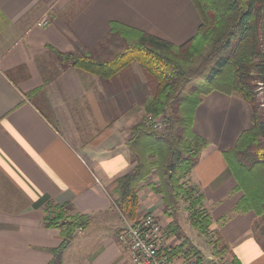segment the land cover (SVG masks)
Wrapping results in <instances>:
<instances>
[{
	"label": "crops",
	"instance_id": "1",
	"mask_svg": "<svg viewBox=\"0 0 264 264\" xmlns=\"http://www.w3.org/2000/svg\"><path fill=\"white\" fill-rule=\"evenodd\" d=\"M44 17L48 24L37 26ZM113 23L182 46L202 22L191 0H0V264H55L59 254L60 264H130L118 241L123 217L109 194L137 165L129 143L155 84L137 67L104 80L56 55L112 60L122 41L100 45ZM252 126L253 109L241 98L201 96L193 132L208 146L187 179L214 222L243 196L224 154ZM157 184L154 174L138 189L139 218L150 213L164 224L173 264H183L184 241L214 261L206 239L192 235L186 209L165 213ZM53 205L90 220L63 248L62 230L46 227ZM255 220L240 213L213 226L241 264H264Z\"/></svg>",
	"mask_w": 264,
	"mask_h": 264
},
{
	"label": "trees",
	"instance_id": "2",
	"mask_svg": "<svg viewBox=\"0 0 264 264\" xmlns=\"http://www.w3.org/2000/svg\"><path fill=\"white\" fill-rule=\"evenodd\" d=\"M191 1L202 23L197 35L182 46L113 23L109 38L100 46L121 40L124 50L116 58L99 61L83 52L56 55L64 65L104 80L136 63L155 84L154 95L143 106L145 118L133 128L129 143L137 165L117 180L113 192L119 213L131 223L139 219L138 189L156 174L158 184L152 189L161 196L165 213L175 215L182 202L186 203L193 227L206 236L212 219L187 180L208 146L193 132L195 112L201 96L213 91L248 103L253 109V126L224 156L238 191L244 193L234 213L254 212V234L264 237V112L257 91L264 87V0ZM203 67L208 70L205 75L200 74ZM150 115L163 118L167 124L163 132L147 126ZM52 207L55 214L45 218L46 227L62 230L63 248L78 229H87L90 220L67 217L65 206ZM187 245L185 241L181 248ZM215 246L214 256L222 260L228 249L219 239ZM185 254L198 256V264H205L193 247ZM231 264L240 263L234 260Z\"/></svg>",
	"mask_w": 264,
	"mask_h": 264
},
{
	"label": "built area",
	"instance_id": "3",
	"mask_svg": "<svg viewBox=\"0 0 264 264\" xmlns=\"http://www.w3.org/2000/svg\"><path fill=\"white\" fill-rule=\"evenodd\" d=\"M48 22V18L44 17L37 26L45 27ZM146 124L157 132H163L167 127L162 117L151 115L146 118ZM47 210L52 213L53 207L49 206ZM123 220L124 228L118 235V241L129 255L131 264H172L170 245L164 237L161 223L154 215L139 218L134 224L128 223L125 218Z\"/></svg>",
	"mask_w": 264,
	"mask_h": 264
},
{
	"label": "rangeland",
	"instance_id": "4",
	"mask_svg": "<svg viewBox=\"0 0 264 264\" xmlns=\"http://www.w3.org/2000/svg\"><path fill=\"white\" fill-rule=\"evenodd\" d=\"M123 50H124V46H123V44L122 45H118L117 46V49H116V51L113 53V54H111L112 56H110L109 57V59H114V58H116L117 56H119L122 52H123ZM133 67H137V68H139L140 70H142L140 67H139V65L138 64H136V63H134V64H132L128 69H126V70H124L123 72H121L120 74H119V76H124V75H126L130 70H131V68H133ZM142 72H144L143 70H142ZM208 73V70L205 68V67H203L202 69H201V71H200V74L202 75V74H207ZM203 85H205V82H203ZM258 93H259V95H258V103L260 104V109H261V112H264L263 110H264V87H262V89L261 88H258ZM144 118H145V115H142V117L140 118V122L141 121H143L144 120ZM139 122V123H140ZM152 128V127H151ZM153 129V128H152ZM237 145V144H236ZM236 147V146H235ZM234 149V148H233ZM233 149H231V150H233ZM229 152V151H228ZM188 180V179H187ZM98 183H99V181H98ZM188 185H189V182H188ZM190 187H193V189L195 190V196L196 197H201L202 199H203V197L201 196V194H200V191H199V189L197 188V187H195V186H191V185H189ZM242 194H243V196H244V193L242 192V191H240ZM110 195V197H111V200H112V202L114 203H112V205L117 209V207L115 206V197H114V194L113 193H110L109 194ZM243 196H242V198H243ZM241 198V199H242ZM240 199V200H241ZM163 203V202H162ZM239 203V202H238ZM238 203H237V205H238ZM202 205H203V207H204V200L202 201ZM237 205L235 206V208L237 207ZM187 208V205H186V203H183V206L179 209L180 211H181V214L182 215H184V213H185V209ZM235 208L233 209V211L231 212V214L230 215H228V216H226V217H224L222 220H220V221H218V222H214L213 220H212V226H211V228L207 231V234H206V236L205 235H202L198 230H196V229H193V231L191 232L192 233V235L193 236H195L196 234L198 235H200V238L201 239H206V241H207V245H209L211 248H212V252H213V258H214V261L212 260V262H216V263H218V264H231L232 263V261H234V260H237L240 264H241V262H240V260L236 257V256H230L229 257V253H230V250H229V247L221 240V242L227 247V249H228V252H227V254H226V256L224 257V258H222V260L221 259H217L215 256H214V253H215V250H216V246H215V244L217 243V241H218V239L220 240V238H219V234H218V232H216L215 230H214V228H213V226L216 224L218 227H223L230 219H232V217H234L235 215H238V214H240V213H249V212H252V211H248V212H239V213H234V210H235ZM70 209V208H69ZM204 209H205V211H207V209L204 207ZM117 211H118V209H117ZM186 212L188 213L187 214V217H188V220H189V218H190V215H189V212H188V210H186ZM67 214V217H72V216H76V215H73L72 214V212L71 211H69V210H67V212H66ZM207 213L209 214V212L207 211ZM254 213V212H253ZM55 214V212L54 211H52V215H54ZM148 214H150V213H148ZM148 214H145L144 216H146V215H148ZM255 214V213H254ZM51 215V212L50 211H48L47 213H46V217L47 216H50ZM151 215H153V214H151ZM256 215V214H255ZM144 216H142V217H144ZM155 216V215H154ZM209 216H210V214H209ZM142 217H140V218H142ZM157 219H158V217L157 216H155ZM210 218H211V216H210ZM227 218V221L223 224V225H221V222L224 220V219H226ZM212 219V218H211ZM256 219H257V216H256ZM126 220V219H125ZM184 220V219H183ZM186 220V219H185ZM127 221V220H126ZM256 221V220H255ZM128 223H130V224H134V223H131V222H129V221H127ZM158 222L159 223H161V225H162V227H163V229H164V232H165V235H164V237L166 238L167 236H166V230H165V226H164V224L158 219ZM188 222V221H187ZM215 223V224H214ZM255 223V222H254ZM191 225H192V223H191ZM192 227H193V225H192ZM83 230H79L78 229V231L77 232H82ZM186 231H188V229L186 230ZM253 231H254V224H253ZM76 235V234H75ZM196 235V236H197ZM260 237V236H259ZM258 237V238H259ZM180 238H183V234H181V236H180ZM184 239V238H183ZM259 239H261V241L264 243V237H260ZM166 240H167V238H166ZM70 241L71 240H68V244H70ZM167 242H168V240H167ZM185 242V241H184ZM168 245H169V243H168ZM66 247V246H65ZM122 247V246H121ZM190 248V246H189V244L187 245V246H185V248H183V252L181 253V258H182V260H183V264H198V256H194L193 254L192 255H187V254H185V251L187 250V249H189ZM122 249L124 250V248L122 247ZM61 252L63 253L64 252V249H62L61 250ZM124 252L127 254V252L124 250ZM180 254V253H179ZM128 255V254H127ZM172 255H173V251H172V248L170 247V258L172 259V264H173V258H172ZM128 257H129V255H128ZM204 262H205V258H204ZM61 263V260H60V254L58 255V257H57V259H56V261H55V264H60ZM129 263L131 264V260L129 259ZM206 263V262H205Z\"/></svg>",
	"mask_w": 264,
	"mask_h": 264
},
{
	"label": "water",
	"instance_id": "5",
	"mask_svg": "<svg viewBox=\"0 0 264 264\" xmlns=\"http://www.w3.org/2000/svg\"><path fill=\"white\" fill-rule=\"evenodd\" d=\"M206 264H218V263H216V262H212L211 259H207V260H206Z\"/></svg>",
	"mask_w": 264,
	"mask_h": 264
}]
</instances>
